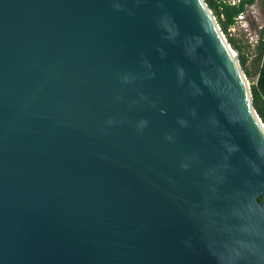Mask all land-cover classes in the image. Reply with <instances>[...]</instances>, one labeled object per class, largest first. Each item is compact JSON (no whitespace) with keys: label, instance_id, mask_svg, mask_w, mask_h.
<instances>
[{"label":"water","instance_id":"95a60500","mask_svg":"<svg viewBox=\"0 0 264 264\" xmlns=\"http://www.w3.org/2000/svg\"><path fill=\"white\" fill-rule=\"evenodd\" d=\"M262 198L204 0H0V264H264Z\"/></svg>","mask_w":264,"mask_h":264},{"label":"trees","instance_id":"16d2710c","mask_svg":"<svg viewBox=\"0 0 264 264\" xmlns=\"http://www.w3.org/2000/svg\"><path fill=\"white\" fill-rule=\"evenodd\" d=\"M207 7L220 28L222 34L226 37L228 44L238 53V60L240 67L246 77H250L251 73L246 66L247 59L242 53V47L236 43L228 34V30L234 23V19L241 14L245 6L251 5L254 0H240L237 5H229L227 3H217L214 0H204ZM264 29L261 30L258 43L255 46L253 65L256 67V80L251 83L250 94L252 106L257 116L264 123V43L262 42V35ZM264 200V198H262Z\"/></svg>","mask_w":264,"mask_h":264},{"label":"rangeland","instance_id":"374dc122","mask_svg":"<svg viewBox=\"0 0 264 264\" xmlns=\"http://www.w3.org/2000/svg\"><path fill=\"white\" fill-rule=\"evenodd\" d=\"M214 1H216L217 3H224V2L227 3L226 0H214ZM229 1L230 2L234 1L235 3H237V0H229ZM253 7H255V9L253 10V12L255 11V13L251 15L249 12ZM244 10H245L244 13L248 12L247 16H245L243 20H237L236 22L237 26L234 27L233 31L228 30V34L231 38H233L236 41L237 44H239L242 47V53L247 59L246 66L251 73L250 77L245 76L248 81V85H250L251 83H254L256 80V77H255L256 67L253 65V57H254V51H255L254 49L257 44L254 46L250 45L248 42V39L250 35L256 36L257 39H259V35L261 32L260 24H263L264 18L261 14L260 5L258 4V0H254V2L251 5L245 6ZM224 38L226 39L225 36Z\"/></svg>","mask_w":264,"mask_h":264},{"label":"built area","instance_id":"2783aa9c","mask_svg":"<svg viewBox=\"0 0 264 264\" xmlns=\"http://www.w3.org/2000/svg\"><path fill=\"white\" fill-rule=\"evenodd\" d=\"M227 1V4H229V5H232V6H234V5H237L239 2H240V0H237V3H235L234 1H229V0H226ZM225 3V2H224ZM258 4L260 5V11H261V14H262V16H263V18H264V0H258ZM259 8V7H258ZM255 9V7H253L251 10H250V14L251 15H253L254 13H255V11L253 12V10ZM245 11V10H244ZM244 11L241 13V14H239L235 19H234V23L231 25V27L229 28V30H232L233 31V29H234V27H236L237 25H236V22H237V20H243L244 19V17L245 16H247V14H248V12H245L244 13ZM264 29V21H263V24H260V30H263ZM248 42H249V44L250 45H252V46H254V45H256L257 44V42H258V39H257V37L256 36H249V39H248ZM262 42L264 43V32H263V35H262ZM258 120H259V122L261 123V125H262V127H263V129H264V123L261 121V119L258 117Z\"/></svg>","mask_w":264,"mask_h":264}]
</instances>
